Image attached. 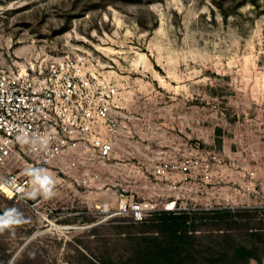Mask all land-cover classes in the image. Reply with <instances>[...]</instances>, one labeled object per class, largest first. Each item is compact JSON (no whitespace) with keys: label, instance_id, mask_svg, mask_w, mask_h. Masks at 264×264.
I'll return each mask as SVG.
<instances>
[{"label":"rangeland","instance_id":"rangeland-1","mask_svg":"<svg viewBox=\"0 0 264 264\" xmlns=\"http://www.w3.org/2000/svg\"><path fill=\"white\" fill-rule=\"evenodd\" d=\"M55 49L88 53L113 76L122 105L147 122V141H200L240 159L248 201L189 215L182 252L194 264H230L231 242L264 264V0H0V68L38 65ZM150 147L148 158L172 150ZM109 188L89 194L46 170L29 196L41 205L0 191V264L147 261L169 234L159 222L105 219L96 206L116 208L120 192Z\"/></svg>","mask_w":264,"mask_h":264},{"label":"built area","instance_id":"built-area-1","mask_svg":"<svg viewBox=\"0 0 264 264\" xmlns=\"http://www.w3.org/2000/svg\"><path fill=\"white\" fill-rule=\"evenodd\" d=\"M45 55L38 65L0 68V191L6 196L31 205L34 182L49 170L89 194L118 188L116 208L96 206L105 219L147 224L163 214L189 217L246 204L248 170L240 159L222 158L200 141H147L143 116L122 105L114 77L88 53ZM153 144L172 150L148 158ZM119 153L137 163L123 164ZM252 191L256 198L257 187Z\"/></svg>","mask_w":264,"mask_h":264},{"label":"trees","instance_id":"trees-1","mask_svg":"<svg viewBox=\"0 0 264 264\" xmlns=\"http://www.w3.org/2000/svg\"><path fill=\"white\" fill-rule=\"evenodd\" d=\"M187 215H172L163 214L154 222L163 224V231L168 233L167 243L159 246L156 250H151L147 253V261L142 260L140 264H194L191 250L186 249L188 254L184 255L183 247L190 240L187 229L188 226ZM146 224V223H145ZM193 249V248H192ZM225 254L231 259L230 264H250L251 260L258 259L256 250L242 245L229 242L225 248ZM190 251V252H189ZM133 263L132 260L126 262ZM113 264V263H107Z\"/></svg>","mask_w":264,"mask_h":264},{"label":"crops","instance_id":"crops-1","mask_svg":"<svg viewBox=\"0 0 264 264\" xmlns=\"http://www.w3.org/2000/svg\"><path fill=\"white\" fill-rule=\"evenodd\" d=\"M139 156H140V154H139ZM255 186L258 188L259 185L255 182ZM259 188L261 189V187H259Z\"/></svg>","mask_w":264,"mask_h":264}]
</instances>
